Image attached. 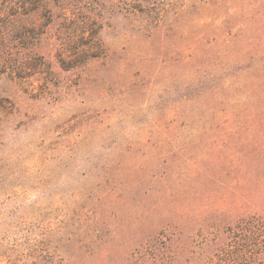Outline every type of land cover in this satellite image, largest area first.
Masks as SVG:
<instances>
[{
    "label": "trees",
    "instance_id": "obj_1",
    "mask_svg": "<svg viewBox=\"0 0 264 264\" xmlns=\"http://www.w3.org/2000/svg\"><path fill=\"white\" fill-rule=\"evenodd\" d=\"M129 1L114 12L133 19L157 2ZM66 5L67 0H0V80L26 85L38 67L62 68L68 61L53 52H96V40L80 46L53 32ZM66 30L64 25L59 33ZM208 59L179 58L173 105L206 96L209 104L187 117H163L159 131L139 148L133 143L112 152L105 174L97 175L102 185L111 179L98 199L102 214L84 218L75 231L70 229L79 222L65 214L35 229L21 225L0 234V264H264V52ZM205 61L214 67L203 68ZM242 75L248 76L245 82L239 81ZM243 95L242 112L217 115L222 101ZM183 124L191 133L182 140ZM140 152L146 160L139 165ZM111 209L118 211L107 219ZM109 222L112 228L101 226Z\"/></svg>",
    "mask_w": 264,
    "mask_h": 264
},
{
    "label": "rangeland",
    "instance_id": "obj_2",
    "mask_svg": "<svg viewBox=\"0 0 264 264\" xmlns=\"http://www.w3.org/2000/svg\"><path fill=\"white\" fill-rule=\"evenodd\" d=\"M128 4L67 0L53 32L80 46L96 40V52H53L68 61L62 68L38 67L26 85L0 80V234L65 214L79 222L70 229L75 231L84 218L102 214L98 199L111 179L102 185L97 175L105 174L112 152L133 143L139 148L159 131L163 117H187L210 103L206 96L173 105L180 57L203 54L212 62L227 52H264V44L256 46L264 41V0H157L133 19L114 12ZM64 25L68 30L59 33ZM137 39L143 43L129 42ZM102 44L115 51H103ZM207 67L214 66L205 61ZM245 96L222 101L217 115L242 112ZM190 129L182 125V140ZM141 152L139 165L146 160ZM111 210L107 219L118 211Z\"/></svg>",
    "mask_w": 264,
    "mask_h": 264
}]
</instances>
